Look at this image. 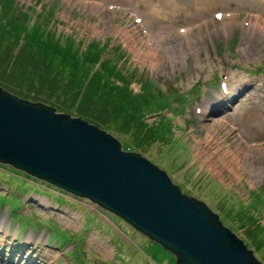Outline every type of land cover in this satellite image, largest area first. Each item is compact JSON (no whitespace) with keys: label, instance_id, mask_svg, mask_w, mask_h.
Returning a JSON list of instances; mask_svg holds the SVG:
<instances>
[{"label":"rangeland","instance_id":"obj_1","mask_svg":"<svg viewBox=\"0 0 264 264\" xmlns=\"http://www.w3.org/2000/svg\"><path fill=\"white\" fill-rule=\"evenodd\" d=\"M171 1L170 15L156 0L13 4L31 15L51 9L53 34L72 37L80 49L108 41L123 52L117 63L134 77L132 93L142 85L171 106L164 120L146 122L171 129L166 144L147 147H135L128 132H107L122 150L163 169L181 193L204 201L228 228L236 224L222 217L229 207L253 190L264 197V0L251 9L245 0ZM172 89L182 96L175 100ZM95 205L0 164V264H176L156 242ZM251 210L264 224V203ZM233 233L241 238L238 228Z\"/></svg>","mask_w":264,"mask_h":264},{"label":"water","instance_id":"obj_2","mask_svg":"<svg viewBox=\"0 0 264 264\" xmlns=\"http://www.w3.org/2000/svg\"><path fill=\"white\" fill-rule=\"evenodd\" d=\"M0 164L121 218L176 264H262L204 201L107 130L1 86Z\"/></svg>","mask_w":264,"mask_h":264},{"label":"trees","instance_id":"obj_3","mask_svg":"<svg viewBox=\"0 0 264 264\" xmlns=\"http://www.w3.org/2000/svg\"><path fill=\"white\" fill-rule=\"evenodd\" d=\"M40 10L31 15L15 6L13 0H0L2 89L23 100L44 102L56 111L75 114L109 133L128 132L135 147L154 142L166 144L170 124L146 119L158 116L164 120L163 112L171 106L165 98H159L160 94L155 95L142 85L132 93L128 84L134 77L126 70L122 72L123 66L117 63L123 52L118 55V48L108 41L101 46L86 44L80 49L72 37L53 34L49 24L53 19L51 9ZM171 91L175 100L182 96ZM248 196L245 203L236 201L222 217L236 221L228 228L231 232L238 228L246 248L259 252L263 261L264 224L251 209L263 204L264 197L256 190Z\"/></svg>","mask_w":264,"mask_h":264},{"label":"bare ground","instance_id":"obj_4","mask_svg":"<svg viewBox=\"0 0 264 264\" xmlns=\"http://www.w3.org/2000/svg\"><path fill=\"white\" fill-rule=\"evenodd\" d=\"M116 1H119V3H120V1H123V2H125L126 0H116ZM156 1H158V2H160L161 4H162V8H161V11L162 12H166V13H169V14H167V15H170V14H173L174 12H176L174 9H173V5H172V2L173 1H171V0H156ZM205 2V5L206 6H209V5H212V4H214V3H217V4H221V0H195L194 2L196 3V4H198V2ZM158 2H157V4H158ZM258 2H260V0H245L244 1V3H246L243 7L244 8H249V9H251L252 8V4H257ZM122 3V2H121ZM176 3V2H175ZM178 3V2H177ZM240 4V3H239ZM198 6V5H197ZM256 6V5H255ZM259 7V6H258ZM175 8V7H174ZM197 8V7H196ZM184 19H186V20H191V18L190 17H186L185 16V18ZM255 24V23H254ZM246 25H251V23L249 22V21H247L246 22ZM257 27H259V26H257ZM152 28V27H151ZM228 31V30H227ZM226 31V32H227ZM225 32V31H224ZM155 34V33H154ZM257 34V33H256ZM94 35H95V33H94ZM257 35H260V34H257ZM119 36V35H118ZM187 36V35H186ZM152 37V36H151ZM157 37H159V36H157ZM247 37V43L249 44V45H253L254 44V42L256 41L255 39H251L252 37H254V34H251L250 33V31L248 32V35L246 36ZM149 39V38H148ZM259 40V39H258ZM158 42V41H157ZM156 45V44H155ZM173 51V50H172ZM170 52V51H169ZM172 54H174V53H172ZM164 56H167V55H164ZM175 56V55H174ZM169 57V56H168ZM176 59H178V58H176ZM250 173V172H249ZM251 174V173H250ZM249 174V175H250ZM243 241V240H242ZM39 242V241H38ZM1 243V242H0ZM245 244V243H244ZM11 251V250H10ZM19 251V250H18ZM30 251V250H29ZM29 258V257H28ZM18 259V258H17Z\"/></svg>","mask_w":264,"mask_h":264}]
</instances>
